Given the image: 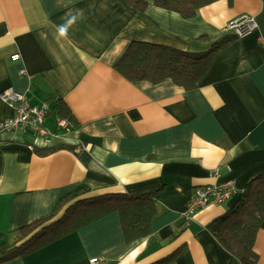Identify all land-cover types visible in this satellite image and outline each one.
Wrapping results in <instances>:
<instances>
[{"label": "crops", "instance_id": "1", "mask_svg": "<svg viewBox=\"0 0 264 264\" xmlns=\"http://www.w3.org/2000/svg\"><path fill=\"white\" fill-rule=\"evenodd\" d=\"M142 1L146 10L125 0H0V93L48 103L54 132L3 129L15 112L0 98V247L80 187L95 196L160 189L144 239L127 242L114 212L2 264H153L178 249L165 264H240L208 226L264 173V0H218L192 20ZM242 15L258 29L244 38L225 32ZM229 36L193 90L171 80L133 82L115 67L134 41L199 53ZM58 102L71 112L69 133L56 132ZM61 144L74 149L35 151ZM231 180L237 193L227 202L183 216L196 188ZM255 252L264 264V221Z\"/></svg>", "mask_w": 264, "mask_h": 264}, {"label": "trees", "instance_id": "2", "mask_svg": "<svg viewBox=\"0 0 264 264\" xmlns=\"http://www.w3.org/2000/svg\"><path fill=\"white\" fill-rule=\"evenodd\" d=\"M135 8L146 10L147 2L125 0ZM218 0H155V6L180 14L186 20L194 19L199 10ZM233 0H229L232 3ZM231 36L212 45L206 51L191 53L176 48L134 41L116 63L115 67L133 82L147 81L159 84L171 80L185 90L197 88L207 75L213 59L221 46L230 42ZM61 117L73 120L71 112L62 102L57 103ZM60 149H74L70 145L36 149L46 156ZM160 189L138 194L92 195L86 187L63 196L51 215L23 226L13 244H1L0 264L17 257H25L79 229L117 212L120 216L125 240L132 242L146 238L151 232L155 217V197ZM264 221V173L253 177L246 185L235 205L208 226L216 241L234 256L240 264H256L257 233ZM176 250L168 257L153 263L165 264L180 254Z\"/></svg>", "mask_w": 264, "mask_h": 264}, {"label": "built area", "instance_id": "3", "mask_svg": "<svg viewBox=\"0 0 264 264\" xmlns=\"http://www.w3.org/2000/svg\"><path fill=\"white\" fill-rule=\"evenodd\" d=\"M258 29V24L253 16L242 15L231 21L225 28V32L235 35L237 38H244L253 34ZM263 42V39H259ZM13 61H18V53L12 55ZM21 75L28 76L25 69L20 70ZM0 98L14 109V116L5 121L1 127L8 130L28 129L41 137H51L54 132L46 126V116L49 113L48 103L42 105H32L29 97L25 93L9 89L0 93ZM56 132L69 133L75 128L73 120L66 117H59L56 123ZM237 193V188L233 180L223 184H213L198 187L193 191L183 216L191 220L204 208L210 205H222ZM101 259L94 258L91 264H100Z\"/></svg>", "mask_w": 264, "mask_h": 264}, {"label": "clouds", "instance_id": "4", "mask_svg": "<svg viewBox=\"0 0 264 264\" xmlns=\"http://www.w3.org/2000/svg\"><path fill=\"white\" fill-rule=\"evenodd\" d=\"M71 22L72 21H69V23H71ZM66 31H67V25L61 26L59 29L60 35H62V36L66 34Z\"/></svg>", "mask_w": 264, "mask_h": 264}]
</instances>
